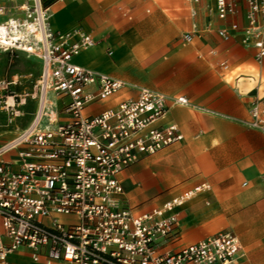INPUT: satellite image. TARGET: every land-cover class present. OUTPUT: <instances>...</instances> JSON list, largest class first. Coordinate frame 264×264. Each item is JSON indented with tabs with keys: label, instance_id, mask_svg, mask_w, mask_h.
I'll list each match as a JSON object with an SVG mask.
<instances>
[{
	"label": "built area",
	"instance_id": "built-area-1",
	"mask_svg": "<svg viewBox=\"0 0 264 264\" xmlns=\"http://www.w3.org/2000/svg\"><path fill=\"white\" fill-rule=\"evenodd\" d=\"M206 1L208 15L228 22L216 29L221 38L241 32L255 59L264 58V0ZM240 2L244 24L234 20ZM50 17L43 0H0V52L39 64L30 89L20 95L9 89L17 80L0 79V106L11 108L9 123L20 116L12 108L36 101L29 125L0 147V264H9L8 256L19 250L47 264H239L241 243L230 228L175 247L179 209L208 191V184L143 213L127 206L119 175L183 138L175 124L158 123L169 99L142 88L135 99L86 115L89 104L111 98L125 83L75 64L93 46L92 37L79 28L55 31ZM172 104L188 101L177 97ZM249 114L247 125L264 131V109L253 104ZM8 154L14 161H6Z\"/></svg>",
	"mask_w": 264,
	"mask_h": 264
},
{
	"label": "crops",
	"instance_id": "crops-1",
	"mask_svg": "<svg viewBox=\"0 0 264 264\" xmlns=\"http://www.w3.org/2000/svg\"><path fill=\"white\" fill-rule=\"evenodd\" d=\"M44 1L53 30L79 28L94 41L73 62L125 83L111 98L89 104L86 115L135 99L142 88L169 99L168 110L158 123L175 124L183 138L142 156L119 175L123 199L131 211H149L206 183L208 191L179 209L182 217L175 247L213 235L208 231L190 234L185 228L209 219L205 214L213 211L225 223L239 226L238 234L231 225L225 227L240 240L239 264H264V131L247 125L251 105L264 109V58L255 59L254 48L241 43V32L221 38L216 29L228 22L208 15L206 0L188 3L190 19L182 27L165 18L158 0ZM234 20L244 24L242 2ZM188 32H193L191 40L182 41ZM177 97L186 98L188 105L172 104ZM28 101L34 109L24 128L36 110V101ZM161 193L166 195L157 199ZM8 262L47 264L34 262L26 250L10 254Z\"/></svg>",
	"mask_w": 264,
	"mask_h": 264
},
{
	"label": "rangeland",
	"instance_id": "rangeland-1",
	"mask_svg": "<svg viewBox=\"0 0 264 264\" xmlns=\"http://www.w3.org/2000/svg\"><path fill=\"white\" fill-rule=\"evenodd\" d=\"M157 2L165 18L172 21L175 25L182 27L186 24L187 19H190V5L185 0H158ZM146 9L150 12L152 11L150 7ZM37 74V63L27 59L23 54L0 52V79L10 80L13 78L17 80L16 85L9 88L13 93L20 95L28 90ZM10 101L12 102L9 98L8 102L11 103ZM14 101L16 105L18 98H14ZM15 107L12 110H18L20 112V117L15 120V123L13 121V123H9L8 121L11 118V108H8V110L0 108V147L5 143L7 138L13 137L14 134H17L26 126L31 112L34 109L33 103L29 101H26V104L23 106L16 105ZM5 158L7 162L14 161V157L10 154ZM163 195L166 194H158L157 199ZM154 202L149 204L148 207L152 206ZM205 216H209L210 218L196 225H185L186 231H189L190 234H199L201 231H208V234H215L224 230L227 225H231V228L237 233L239 226L225 223L224 218L219 217L218 213L212 211L205 214ZM181 217L182 215L179 216V218Z\"/></svg>",
	"mask_w": 264,
	"mask_h": 264
},
{
	"label": "trees",
	"instance_id": "trees-1",
	"mask_svg": "<svg viewBox=\"0 0 264 264\" xmlns=\"http://www.w3.org/2000/svg\"><path fill=\"white\" fill-rule=\"evenodd\" d=\"M44 1V0H43ZM44 3L47 5L46 1H44Z\"/></svg>",
	"mask_w": 264,
	"mask_h": 264
}]
</instances>
